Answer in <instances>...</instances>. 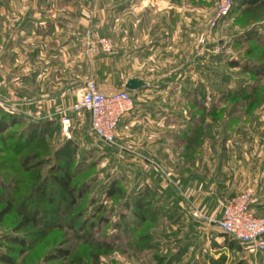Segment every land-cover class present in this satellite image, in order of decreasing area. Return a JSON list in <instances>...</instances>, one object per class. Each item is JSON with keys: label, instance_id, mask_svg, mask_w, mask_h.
I'll list each match as a JSON object with an SVG mask.
<instances>
[{"label": "rangeland", "instance_id": "rangeland-1", "mask_svg": "<svg viewBox=\"0 0 264 264\" xmlns=\"http://www.w3.org/2000/svg\"><path fill=\"white\" fill-rule=\"evenodd\" d=\"M254 2L236 0L229 14L219 18L227 0H0V72L18 64L13 52L23 46L19 64L32 66V38L21 47L14 36V51L9 46L33 4L44 26L66 16L75 39L67 56L73 66L83 57L93 73L89 78L111 87L110 92L125 90L116 82L130 77L149 83L141 97L164 111L162 134L170 140L152 158L153 165L176 182L187 181L171 189L170 197L205 209L202 224L186 214L180 234L184 222L177 219L179 211L168 217L163 205L153 219L138 224L133 207L126 208L136 187V163L121 147L128 146L129 136L122 141L116 134L114 143L106 142L82 113L28 142L22 139L26 124L17 122L0 132V253L10 254L16 264H264V253L255 256L238 244L230 246L209 214L215 183L240 170L243 148L257 163L264 142V0ZM101 38L110 40V50L89 45ZM40 44L48 72L51 45ZM85 70H76L74 81L86 78ZM79 92H72V101ZM18 95L29 103L39 97L33 88L4 91L0 80V118L20 110L5 105ZM66 173L77 191L87 189L71 206V197L55 180ZM112 185L120 190L110 196ZM40 188L44 196L36 193ZM232 198L219 203L222 209ZM100 204L105 209L93 216ZM37 210L39 221L18 230L24 217ZM12 236L24 237L26 244H15ZM60 249L70 252L67 260L53 258Z\"/></svg>", "mask_w": 264, "mask_h": 264}, {"label": "crops", "instance_id": "crops-1", "mask_svg": "<svg viewBox=\"0 0 264 264\" xmlns=\"http://www.w3.org/2000/svg\"><path fill=\"white\" fill-rule=\"evenodd\" d=\"M32 6L33 9L30 11L28 10L26 16L18 22L14 35L10 37L11 45L9 46V51H14L12 45L16 39L15 37H17V46L21 47L23 43L26 44L31 42L32 38L34 41L32 43L33 51L30 52L31 59L33 60L32 66L30 64L26 65V63L22 66L19 64L20 59H24V53L22 52L24 50L26 51V49L23 48L25 46H23L20 52H13L14 58H16L15 60H18V64L14 65L13 68L5 67V70L0 72V80L1 88L4 89V91H11L13 93L14 90L24 91L33 88L34 93H38L39 97L37 100H31V103H29L28 100L18 95L16 102L9 100V103H5V105H15L19 107L20 110L16 114L21 116H24L23 114L25 112L34 114L33 116L26 114V116H24L26 118H32L38 121L49 120L50 122H56L59 126H63L64 124L62 121L64 118H68L70 115H76L72 112V106L77 100L72 101L70 97L72 92L77 90L80 91L89 76H93V73L91 70H88L90 69V65L83 57L74 66L73 61L71 60V62L69 60L70 58L67 57L68 53L71 52V44H73L75 40L73 36H71L73 33L69 32L70 19L60 15L59 21L53 20L55 18H51L49 24L44 26L43 24L46 22L45 20H41V16L39 17L38 14L40 11L37 10L35 4ZM58 27H60L61 30H59ZM37 38L40 39L38 43L36 42ZM77 41L82 42V39L77 38ZM40 42H44V45H46L45 42L48 43V46L49 44L51 45L52 54L50 64H52V69H49L48 72L43 70V54ZM55 57L57 61H54ZM75 69H81L82 73L83 69H87L85 70V72H87V77H81V80L74 81L72 74L78 73V71L75 72ZM132 78L140 79L138 77H130L125 81L116 83L117 85L119 83V86H123L127 89L126 84ZM144 82L145 85L141 89L132 91L135 99V107L131 112L122 117L116 130V134L122 141L124 135L129 136V138H127L129 139L128 146L121 143V147L123 150L129 152L131 162L135 161L136 163L133 166V171H135L133 177L136 187L129 202L130 208L133 207L132 213L134 214L135 204L137 202H145L146 204H150L152 208L151 213L154 211L157 213L162 212L161 206L163 205L168 217L170 212L177 214L179 211L177 219H179L181 223L184 222V219H186L185 215L187 214L186 216L189 217V221H192L194 224H202L200 217L203 215V212H205V209H200L201 207L199 208V206L195 204L194 206H190L192 202L189 199L182 200L181 198V200L178 199V201H176L169 195L171 189L175 192L174 187L177 186L178 183L180 184L181 179H177L176 182V179L166 176L164 170L161 169L162 171L160 172L159 168L153 165L156 163L153 160L154 156L161 153L163 146H167L170 140L168 135L162 134L164 131V119H166L164 118V111L156 109L155 107H157V105L150 104L148 100L141 97L147 95V92L144 90L149 86V83L146 81ZM113 85L116 84L114 83ZM100 88L103 91H113V89L106 84L102 85L100 83ZM27 102L28 104H26ZM37 114L39 115L38 117ZM257 150L260 155L257 159V163H251V158L247 152L248 150L246 151L243 148L242 151L244 154L241 156L242 162L240 170L235 172L233 176L226 177L224 180L215 183V188L213 187L210 196L211 202H213L215 206L209 210V214L216 223L222 217L223 212L222 206H220L219 203L222 202L223 199L227 200L245 191L252 192L253 194L251 206L256 214L258 216H264V142H262V146ZM142 171L146 172L145 178L139 176L140 172L141 174L143 173ZM140 178H144L141 183L142 185H138V180ZM183 182L187 183V181ZM239 183L242 184L238 187ZM185 202L188 208H186V212L184 210ZM186 223L184 222L185 225L183 224L181 230L178 231L179 234L182 230H185ZM213 223L214 222H211V225H214ZM215 226L218 227L217 224ZM181 239L180 237L178 238L179 241ZM182 250L183 247L179 249L178 252H182Z\"/></svg>", "mask_w": 264, "mask_h": 264}, {"label": "built area", "instance_id": "built-area-1", "mask_svg": "<svg viewBox=\"0 0 264 264\" xmlns=\"http://www.w3.org/2000/svg\"><path fill=\"white\" fill-rule=\"evenodd\" d=\"M236 0H227L221 8L219 18H224L231 11ZM100 44L103 50H110L109 39L101 38L90 42L92 49ZM135 107L132 91L125 89L115 92H104L95 80L89 78L80 89L78 100L72 106L76 115L87 113L93 132L103 140L114 143L116 130L123 116ZM64 125H69L68 118H64ZM253 194L245 191L230 199L225 205L222 217L217 221L220 230L237 241L252 254L264 253V216H258L251 206Z\"/></svg>", "mask_w": 264, "mask_h": 264}, {"label": "trees", "instance_id": "trees-1", "mask_svg": "<svg viewBox=\"0 0 264 264\" xmlns=\"http://www.w3.org/2000/svg\"><path fill=\"white\" fill-rule=\"evenodd\" d=\"M251 3H255V0H249ZM257 74V72H256ZM10 119V120H8ZM24 123L26 124V129L22 135V139L23 136L26 138V140L29 142H32V138L36 135V134H43V132L51 129H57L58 128V124L56 122H50L49 120H35L32 118H26L24 116H21L19 114L16 113H9V114H4L1 118H0V132L4 133L6 132L10 126L16 124V123ZM60 150H58L59 152ZM25 162V161H24ZM23 168H29L28 164H23ZM62 166H56V169L61 170ZM75 173V172H74ZM64 178H58L59 175H56V182L63 187V192L66 193V195L71 197V201H70V206L74 205L77 200L82 199L83 195L85 194V192L87 191L86 188H83L82 190L77 191L76 190V186H71L70 181H71V176H69L68 173H66V175ZM0 183H1V177H0ZM47 183V182H46ZM44 187V186H43ZM120 189L115 188V186L112 185L111 189L109 190L108 195H114V193H116L117 191H119ZM36 193L40 194L42 196L45 195L46 190H44V188H40L39 190H36ZM63 194V193H62ZM64 202L67 201L65 196H62L61 198ZM53 198L50 197L49 201H52ZM103 205V204H102ZM101 204L97 207L96 211L94 212H100L103 211L105 208V206H102ZM147 205V206H146ZM10 208V206H8ZM126 208L129 210L130 209V203L129 201L126 203ZM151 206L150 204H146L145 202H137L136 203V207L134 209V215H137L139 217V221L137 222L138 224H140L141 222L145 221L148 219V217H150L151 219L154 218V216L157 214L156 211L152 212L151 214ZM10 212V211H9ZM38 212L39 210H37L32 216H25L24 220L22 221L21 225L19 226L18 230H22L24 228H26L28 225L30 224H36L39 221V217H38ZM147 214H150L149 216H147ZM136 223V224H137ZM224 234V233H223ZM225 237H227L228 239H230L229 241L231 242L230 246H232V244H238L240 245L237 241L232 240L230 237H228L226 234H224ZM10 240H12V242H14L15 244L18 245H25L26 241L24 237H19V236H12V238H10ZM241 246V245H240ZM11 251H13L11 249ZM180 253V252H178ZM70 252L66 249H60L58 250L57 254L55 256H53V258H62L64 260H67L69 257ZM0 263L2 264H16L15 260L12 258V256H10V254H6V253H0ZM64 264H72L65 262Z\"/></svg>", "mask_w": 264, "mask_h": 264}, {"label": "water", "instance_id": "water-1", "mask_svg": "<svg viewBox=\"0 0 264 264\" xmlns=\"http://www.w3.org/2000/svg\"><path fill=\"white\" fill-rule=\"evenodd\" d=\"M144 85L145 82L143 80L132 78L127 82L126 88L130 91H136L138 89H141Z\"/></svg>", "mask_w": 264, "mask_h": 264}]
</instances>
